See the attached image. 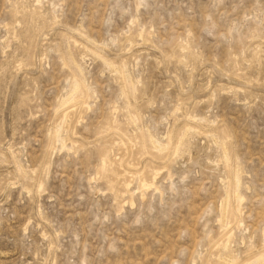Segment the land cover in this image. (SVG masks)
I'll return each instance as SVG.
<instances>
[{"label": "rangeland", "instance_id": "374dc122", "mask_svg": "<svg viewBox=\"0 0 264 264\" xmlns=\"http://www.w3.org/2000/svg\"><path fill=\"white\" fill-rule=\"evenodd\" d=\"M262 251L264 0H0V264Z\"/></svg>", "mask_w": 264, "mask_h": 264}, {"label": "bare ground", "instance_id": "6f19581e", "mask_svg": "<svg viewBox=\"0 0 264 264\" xmlns=\"http://www.w3.org/2000/svg\"><path fill=\"white\" fill-rule=\"evenodd\" d=\"M106 64H108L107 62H106ZM77 89H78V86H77V84L76 83H74V85H73V90L74 91H77ZM80 98V97H79ZM78 98V99H79ZM83 104V103H82ZM59 124V123H58ZM56 135V134H55ZM54 136V135H53ZM151 137V136H150ZM150 139V138H149ZM142 141V140H141ZM177 142H178V140H177ZM143 143V142H142ZM158 143V142H157ZM222 143H224V142H222ZM159 144V143H158ZM172 144V143H171ZM162 145V144H161ZM146 146V145H145ZM173 146V145H172ZM174 146H175V144H174ZM151 147V146H150ZM154 146H152V148H153ZM160 153V152H159ZM163 154V153H162ZM172 155V154H171ZM225 157V159H227L228 158V156L227 155H225L224 156ZM119 164V163H118ZM104 168V167H103ZM127 174V173H126ZM143 187H146V186H148V184L145 182V181H143L142 182V184H141ZM226 185L228 186V184H227V182H226ZM239 185V178H238V175H235V186H238ZM226 187V186H225ZM128 188V187H127ZM236 188H234L233 190H235ZM227 190V189H226ZM228 191V190H227ZM227 191H226V193H227ZM234 192V191H233ZM232 192V193H233ZM123 193V192H122ZM121 193V194H122ZM228 194V193H227ZM234 194V193H233ZM238 194V193H237ZM226 195V194H225ZM224 195V196H225ZM236 196V195H235ZM238 196V195H237ZM226 199V198H225ZM225 199H224V201H225ZM229 199V198H228ZM237 199V198H236ZM235 199V200H236ZM236 202V201H235ZM234 202V203H235ZM225 203H227L226 201H225ZM225 205V204H224ZM235 205H236V203H235ZM238 206V205H237ZM235 207V206H234ZM237 208V207H236ZM239 210V209H238ZM220 215V214H219ZM241 215V214H240ZM225 216V215H224ZM228 216V215H227ZM240 222V221H239ZM232 224V223H231ZM221 225V224H220ZM224 233V232H223ZM229 238V235L227 236V239ZM226 239V238H225ZM228 241V240H227ZM217 244V243H216ZM223 245V247L224 248H226L227 247V242H225V243H223L222 244ZM219 246V245H218ZM260 250V249H259ZM220 261V260H219ZM236 258L234 257V256H230L229 255V259H227L226 261H224L223 262V264H235L236 263ZM221 262V261H220ZM264 264V252L262 251V252H258V253H256L255 255H253L252 257H249V258H247L246 259V261L244 262V263H242V264Z\"/></svg>", "mask_w": 264, "mask_h": 264}]
</instances>
